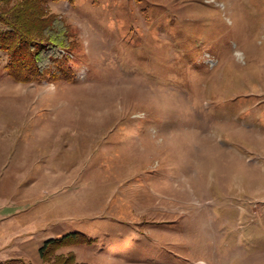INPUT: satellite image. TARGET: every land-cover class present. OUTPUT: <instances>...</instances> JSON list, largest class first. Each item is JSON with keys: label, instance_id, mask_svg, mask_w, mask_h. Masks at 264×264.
I'll return each mask as SVG.
<instances>
[{"label": "rangeland", "instance_id": "374dc122", "mask_svg": "<svg viewBox=\"0 0 264 264\" xmlns=\"http://www.w3.org/2000/svg\"><path fill=\"white\" fill-rule=\"evenodd\" d=\"M76 79L0 52V262L264 264V0L48 4ZM63 54H67L63 52Z\"/></svg>", "mask_w": 264, "mask_h": 264}, {"label": "trees", "instance_id": "16d2710c", "mask_svg": "<svg viewBox=\"0 0 264 264\" xmlns=\"http://www.w3.org/2000/svg\"><path fill=\"white\" fill-rule=\"evenodd\" d=\"M59 1L73 4L75 0H0V52L6 58L3 70L12 81H75V63L69 55L78 50L77 36L64 19L48 11L50 2ZM91 243L92 239L84 233L65 234L46 241L39 249L40 257L44 264H78L72 256L57 255V251ZM0 264L29 263L11 259Z\"/></svg>", "mask_w": 264, "mask_h": 264}]
</instances>
